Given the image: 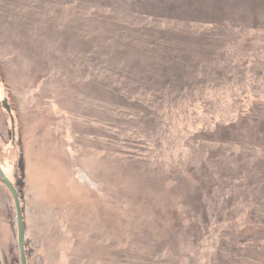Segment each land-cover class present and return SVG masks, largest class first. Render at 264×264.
Here are the masks:
<instances>
[{"label": "rangeland", "instance_id": "obj_1", "mask_svg": "<svg viewBox=\"0 0 264 264\" xmlns=\"http://www.w3.org/2000/svg\"><path fill=\"white\" fill-rule=\"evenodd\" d=\"M47 1L0 0L27 264H264V0Z\"/></svg>", "mask_w": 264, "mask_h": 264}, {"label": "water", "instance_id": "obj_2", "mask_svg": "<svg viewBox=\"0 0 264 264\" xmlns=\"http://www.w3.org/2000/svg\"><path fill=\"white\" fill-rule=\"evenodd\" d=\"M6 109H9L8 106L4 103ZM0 183L4 185V187L8 190L15 208V215H16V228H17V247L19 251V260L20 264H27L26 255H25V246H24V238H25V230H24V223H23V216H22V209L19 200L18 193L14 187V185L10 182V180L6 177L0 167ZM0 264L1 258H0Z\"/></svg>", "mask_w": 264, "mask_h": 264}, {"label": "trees", "instance_id": "obj_3", "mask_svg": "<svg viewBox=\"0 0 264 264\" xmlns=\"http://www.w3.org/2000/svg\"><path fill=\"white\" fill-rule=\"evenodd\" d=\"M25 2H28L29 4H31V5H35L37 2H36V0H24ZM54 0H48L47 2H49V3H51V2H53ZM53 4V3H52ZM32 163V162H31ZM84 169L86 170V172H88L89 173V171L87 170V168L84 166ZM26 171V170H25ZM29 171V170H28ZM28 173V172H27ZM15 189H17V187L15 188ZM17 191V193H18V189L16 190ZM25 241V240H24Z\"/></svg>", "mask_w": 264, "mask_h": 264}]
</instances>
